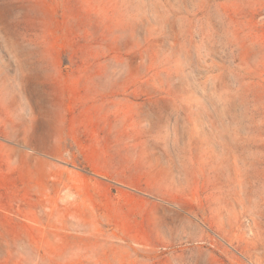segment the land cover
<instances>
[{
    "label": "rangeland",
    "instance_id": "1",
    "mask_svg": "<svg viewBox=\"0 0 264 264\" xmlns=\"http://www.w3.org/2000/svg\"><path fill=\"white\" fill-rule=\"evenodd\" d=\"M0 264H264V0H0Z\"/></svg>",
    "mask_w": 264,
    "mask_h": 264
}]
</instances>
